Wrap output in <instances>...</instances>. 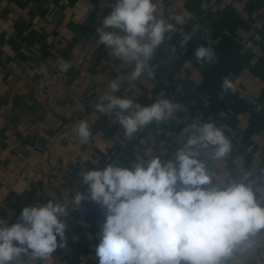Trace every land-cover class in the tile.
<instances>
[{"label":"crops","instance_id":"obj_1","mask_svg":"<svg viewBox=\"0 0 264 264\" xmlns=\"http://www.w3.org/2000/svg\"><path fill=\"white\" fill-rule=\"evenodd\" d=\"M115 2L0 0V218L8 226L24 207L47 203L53 194L61 201L65 191L69 198L82 193L81 171L102 170L109 162L131 168L136 158L150 153L170 159L185 140L184 117L197 107L220 121L218 127L233 144L228 163L220 167L244 162L246 168H264V110L257 111L264 105V0H155L165 17L183 14L186 23L177 25L155 52L150 61L154 78L137 81L129 79L130 68L118 67L120 61L109 56L105 45L95 44L96 29ZM205 21L223 40L212 45L218 61L201 67L194 51L207 45L197 32ZM193 33L181 47L184 36ZM249 40L254 49L244 47ZM48 65L67 73L74 87L72 97L55 111L43 109L30 95L33 81ZM225 76L236 92L221 98ZM117 78L123 82L122 97L142 106L167 98L183 110L128 141L115 113L99 114L92 107ZM80 120L93 134L88 144L74 132ZM105 219L87 204L72 210L66 246L44 264H98L95 246Z\"/></svg>","mask_w":264,"mask_h":264},{"label":"clouds","instance_id":"obj_2","mask_svg":"<svg viewBox=\"0 0 264 264\" xmlns=\"http://www.w3.org/2000/svg\"><path fill=\"white\" fill-rule=\"evenodd\" d=\"M185 23L183 14L165 17L155 0H116L96 29L95 44L105 45L109 56L120 61L118 67L131 69L130 80L153 79L155 52ZM193 35L184 36L180 46ZM244 47L255 45L249 40ZM171 51L175 54L176 46ZM194 58L201 67L218 61L211 44L196 47ZM122 83L114 79L110 93L99 96L92 107L99 114L115 113L128 141L183 110L167 98L150 106L135 103L118 95ZM235 92L234 82L223 77L221 98ZM74 132L80 142H91L86 120ZM183 132L186 139L168 160L150 153L136 158L131 168L109 162L102 170L81 171L87 194L77 191L69 198L65 191L61 201L53 194L47 203L24 207L11 226L0 218V264L53 260L54 251L67 243V217L88 199L106 217L95 246L98 264H264V168H246L244 162L220 167L228 163L233 144L212 121L192 122Z\"/></svg>","mask_w":264,"mask_h":264},{"label":"built area","instance_id":"obj_3","mask_svg":"<svg viewBox=\"0 0 264 264\" xmlns=\"http://www.w3.org/2000/svg\"><path fill=\"white\" fill-rule=\"evenodd\" d=\"M197 32L207 45H216L223 40L222 35H215L213 25L208 21H205ZM73 94L74 87L71 78L67 73L59 70L55 65H48V67L40 70L37 79L33 81L30 87V95L33 101L48 111L59 109ZM208 121L214 122L217 126L220 123L218 119L208 117L200 107H197L196 112H187V115L182 121L183 129L192 122L201 123ZM82 193L87 194V185L85 184ZM82 203L102 213L99 205L90 199Z\"/></svg>","mask_w":264,"mask_h":264}]
</instances>
